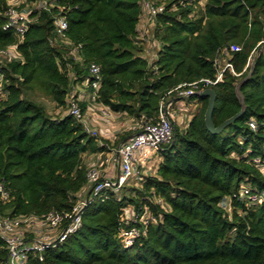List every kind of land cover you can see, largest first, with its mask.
Wrapping results in <instances>:
<instances>
[{
  "label": "trees",
  "instance_id": "16d2710c",
  "mask_svg": "<svg viewBox=\"0 0 264 264\" xmlns=\"http://www.w3.org/2000/svg\"><path fill=\"white\" fill-rule=\"evenodd\" d=\"M154 1L165 6L155 16L144 0H57L58 6L31 13L21 40L3 28L10 4L0 0V49L17 45L18 53L2 62L0 183L9 198L0 197V215L64 213L79 203L90 185L85 156L117 144L87 128L90 102L132 118L139 127L130 132L156 121L163 102L174 109L186 98L195 106L184 130L174 124L154 174L132 178L139 186L126 183L94 197L90 189L81 226L46 248L42 260L31 256L35 264H264V200L250 203L239 193L249 186L264 195V171L256 163L264 155V0ZM145 15L153 26L142 35ZM59 16L68 21L64 39L56 31ZM148 41L156 46L152 57ZM232 44L241 49L231 50ZM258 50L241 86L245 112L222 132H211L209 97H181L176 88L215 80L221 60H229L235 73L227 68L216 84L199 87L215 90L219 126L241 109L236 85ZM92 63L100 65L101 85L95 99L94 87L84 86L87 100L77 87L91 79ZM38 93L67 111L53 115L34 97ZM71 100L82 117L70 112ZM129 206L140 214L149 210L154 219L139 224L141 235L125 246L119 233ZM7 257L0 236V264Z\"/></svg>",
  "mask_w": 264,
  "mask_h": 264
},
{
  "label": "built area",
  "instance_id": "2783aa9c",
  "mask_svg": "<svg viewBox=\"0 0 264 264\" xmlns=\"http://www.w3.org/2000/svg\"><path fill=\"white\" fill-rule=\"evenodd\" d=\"M14 1L8 0L10 5L6 11L7 22L3 28L13 29L21 40L33 21L31 17L33 11L47 10L58 6L57 0H39L40 4L37 7L22 6L28 0H17L16 3L19 4H13ZM186 1L192 2L193 0ZM200 1L203 2V0ZM143 6L151 16H155L165 8L164 4H158L154 0H144ZM55 24L59 38L64 39L66 36L65 32L68 29L67 18L59 16ZM230 48L233 51H237L241 49V46L232 44ZM13 51L17 53V45L10 46L8 49H0V54L4 53L9 58H17ZM227 68L235 73L232 63L229 60H225L223 68L215 80L207 78L183 84L188 85L187 88L179 85L176 88L178 96L186 97L203 90L199 88L201 82L205 85L216 84L221 79L223 71ZM90 72L91 79L86 80L84 85L88 86L91 84L94 87L95 90L91 96L95 99L98 96V90L101 85L100 65L92 63L90 65ZM3 79L2 62L0 61V82ZM70 112L78 117H82L81 109L74 100H71ZM173 137V112L171 105L163 102L160 105L159 116L156 121L146 122L137 132L117 147V153L120 158V173L117 179L103 178L98 167H90L88 179L92 197L97 196L103 189H120L130 179L134 177L139 178L141 175L140 168L138 167L146 164L151 150H159L162 145L171 142ZM256 163L264 171V155L257 157ZM239 193L241 198H247L250 203L264 200L263 193H258L249 186H243ZM0 197L3 199L9 198V193L4 183H0ZM89 200L90 197L88 195L85 200L75 205L72 211L64 213L51 211L42 216L21 215L16 217L0 215V236L6 242L8 248V257L4 264H35L31 262L32 257H38L42 260V254L46 248L57 246L81 226L82 213ZM153 219L154 217L149 210H145L140 214L136 212L133 206L125 208L121 217L122 227L119 233L122 243L125 246L133 245L142 233L139 224L147 225Z\"/></svg>",
  "mask_w": 264,
  "mask_h": 264
},
{
  "label": "crops",
  "instance_id": "0c3cea01",
  "mask_svg": "<svg viewBox=\"0 0 264 264\" xmlns=\"http://www.w3.org/2000/svg\"><path fill=\"white\" fill-rule=\"evenodd\" d=\"M152 26H153V20L145 15L141 19L138 28H139L140 32L142 33V35H145V34H149L151 32L149 29ZM147 45H148V49H150V47H151V49L148 50V54L150 57H152L153 56L152 46L154 45V43L148 41ZM153 47H156V46H153ZM150 52H151V54H150ZM83 86H85V85L83 84ZM80 89L81 88H79V91L81 92ZM82 93L86 94L85 88H84V90H82ZM86 98H87V100L89 99L88 95ZM182 102L183 101H181V104L184 106V109H189L190 107L193 106V104H191L190 102H187V103L185 102V104ZM176 104H179V103H176ZM89 105L90 104H88V106ZM101 108L102 107L100 106V109ZM102 109L104 110V112L108 111V109L106 107H104ZM171 109H173L172 106H171ZM95 110H97L96 107H95ZM95 110L92 109V111L90 112V116H89L88 120L85 119V124H86L87 128L90 131H92L93 133L99 132L101 136L111 140L112 142H117V144L115 147L110 148L109 151H105V152H101V153H95V154H87L85 156V161L89 167H91V166L98 167L100 169V172H101V175L103 178L117 179V177L120 173V158H119V155L117 153V147L137 131L130 132L129 134H127L125 136H123V134H121V133L125 128H126V130L127 129L130 130V129L137 128L139 126L137 125V123L132 118L126 119L125 117L123 118V121H121L120 123L118 122L117 125L113 124L114 122H111V124H109V126H108L107 124L103 123V120H104V122L105 121L109 122V120H108L109 117H111V119H112V117H119V115H122V114H119V113L112 114V112H110V110H109L106 113L107 116L105 115L106 119H105V116L98 118L96 115H93V114H96V112H94ZM109 112H110V114H109ZM172 112H173V110H172ZM98 129H99V131H98ZM158 151L159 150H157V151L151 150V152L149 153V157L146 161V164H142L138 167V168H140V175L143 173L144 174H154L156 172L158 164L162 160ZM153 162H157V164L155 165V168H153L154 170L150 171V169L152 168ZM90 188H91L90 185L86 186L80 192V194H79L80 195V201L86 199V197L88 196V194L90 192Z\"/></svg>",
  "mask_w": 264,
  "mask_h": 264
},
{
  "label": "rangeland",
  "instance_id": "374dc122",
  "mask_svg": "<svg viewBox=\"0 0 264 264\" xmlns=\"http://www.w3.org/2000/svg\"><path fill=\"white\" fill-rule=\"evenodd\" d=\"M17 0L14 1L13 4H19V3H16ZM40 4V1L39 0H28L27 3H23L22 6H27L28 7H37L38 5ZM11 53V52H10ZM13 53L18 56V53H16V51H13ZM9 59V57L4 54V53H1L0 54V61L1 62H4L5 60ZM221 67L223 65V62L221 60V63H220ZM79 88H81V93H82V90H84V86L83 85H79L77 87V89L79 90ZM87 96V93L85 94V97ZM34 97H36V99L40 102H42L46 108L48 109V111L50 113H52L53 115H56L57 113H65V111L67 110H64L63 108H59L56 104L55 101H53L50 97H47V96H44L43 94L41 93H38V94H35ZM89 97V95H88ZM181 101H183L182 103L185 104V102L187 103V99L186 98H183L182 100L180 99L177 103L179 104H174V109L173 110V120H174V124L179 126L181 128V130H184L187 125H188V122L190 120V117L192 116V114L194 113V110H195V106H192L190 107L189 109H184V106L181 104ZM90 105L87 107V111L85 113V119L88 120L89 116H90V112L92 111V109L95 110V107L97 110H95L94 112H96V114H93V115H96L98 118L100 117H104L106 115L107 112H104V110L102 108H104V106L102 105H99L97 102H90L89 103ZM100 106L102 107L100 109ZM111 112V111H110ZM109 112V114H110ZM112 114H114V112H112ZM107 116V115H106ZM106 116H105V119H106ZM126 118L128 119L129 117L127 116H124V115H119V117H109L108 121H105L103 120V123L104 124H107L109 126V124H111V122H114L113 124L117 125L118 122L120 123L121 121H123V118ZM92 119V118H91ZM101 120V119H100ZM131 130V129H130ZM130 130L126 128L122 131L121 134H123V136L127 135L130 133ZM99 131V129H98ZM97 134L100 135L99 132H96ZM156 161V160H155ZM157 164V162H153L152 164V168L150 169V171L154 170L153 168H155V165ZM142 175H145L144 173ZM138 180V179H137ZM137 180H133V179H130L127 183H128V186H139V183L136 184ZM228 202V201H227ZM226 202V205L229 207V204Z\"/></svg>",
  "mask_w": 264,
  "mask_h": 264
},
{
  "label": "water",
  "instance_id": "95a60500",
  "mask_svg": "<svg viewBox=\"0 0 264 264\" xmlns=\"http://www.w3.org/2000/svg\"><path fill=\"white\" fill-rule=\"evenodd\" d=\"M260 50L264 51V47H260ZM258 53H259V50L254 55L251 70L249 71V73L244 78H242L236 85V94H237V97L241 103V109L237 113L232 115L231 117L224 120L219 126H216L214 121H213V111H214V107H215V103H216V92H215V90L212 87H208V88H205V89L197 92V94H199L200 96L209 97L208 106H207V109L205 112V122H206L207 128L211 132H213V133L222 132L227 126H229L231 123H233L237 118H239L245 112L246 103H245L244 95H243L242 90H241V86L251 76L253 69H254L255 61L258 57Z\"/></svg>",
  "mask_w": 264,
  "mask_h": 264
}]
</instances>
